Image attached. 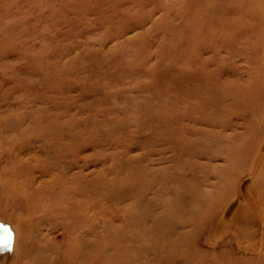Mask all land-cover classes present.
I'll return each instance as SVG.
<instances>
[{
  "label": "rangeland",
  "instance_id": "obj_1",
  "mask_svg": "<svg viewBox=\"0 0 264 264\" xmlns=\"http://www.w3.org/2000/svg\"><path fill=\"white\" fill-rule=\"evenodd\" d=\"M78 219L84 264H264V0H0V264Z\"/></svg>",
  "mask_w": 264,
  "mask_h": 264
},
{
  "label": "bare ground",
  "instance_id": "obj_2",
  "mask_svg": "<svg viewBox=\"0 0 264 264\" xmlns=\"http://www.w3.org/2000/svg\"><path fill=\"white\" fill-rule=\"evenodd\" d=\"M33 207H35V202L30 199L29 203L25 207V210H27V212L29 213ZM159 220H158V222H159ZM155 223H157V222H155ZM142 225H143L144 230L147 233H150V232H152L155 224L154 225H152V224L148 225L146 223H142ZM81 229H82L81 220H79V219L74 224H68V226H67V230H71V232H72V237H71V240L69 241L68 245H66V246L68 247V249L70 248V251H72L74 253V257L68 256L66 254H64L63 257L66 260H68L69 263L74 260L75 264H84V263H86V260H88V261L92 260L93 257L91 256V254H93L95 252V248H97L96 243L94 241H86L80 237H77V235ZM90 231L93 234V237L95 238V236L97 234L96 230L91 229ZM2 233H3V231H2ZM8 236H9V238L12 237V236L10 237V234ZM20 238H21L20 234H19L18 238L16 236L14 238V243H12V246H13L12 250L10 249L7 253H0V258L13 261L17 257L18 254H23V256L25 254L26 256H28L29 247H28L27 243L24 241H22V244L20 245V243H18ZM83 241H84V243H87V245L84 244ZM31 249L37 250V254H35L36 251L32 252V257H33L32 263H27L24 260V262H23L24 264H50L48 262H45L44 256L40 255L42 252H45L44 246H36L35 248H31ZM86 252H89L90 254H87ZM37 256L41 257L38 259V261H37ZM22 260H23V258H22ZM2 262H4V260ZM66 263H68V262H62V261L60 262V264H66Z\"/></svg>",
  "mask_w": 264,
  "mask_h": 264
}]
</instances>
